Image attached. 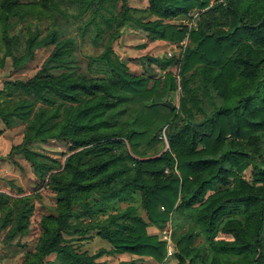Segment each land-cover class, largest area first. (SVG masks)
I'll return each instance as SVG.
<instances>
[{
  "label": "trees",
  "instance_id": "trees-1",
  "mask_svg": "<svg viewBox=\"0 0 264 264\" xmlns=\"http://www.w3.org/2000/svg\"><path fill=\"white\" fill-rule=\"evenodd\" d=\"M210 1L148 0L143 9L127 0H0V67L11 57L19 69L36 48L54 46L33 77L0 89V122L24 125L12 154L23 153L57 197L23 264H106L98 261L105 253L162 263L166 244L148 228L169 225L175 264H264V24L254 27L264 0ZM60 3L79 18L89 14L82 38L90 26L95 40L107 35L103 52L88 56L87 73L75 66V38L61 35L58 14L45 36L30 34L25 52L14 54L12 20L44 9L67 18ZM194 12L200 17L190 30L171 22ZM125 27L150 41L188 36L178 107L170 103L176 60L152 59L166 71L156 80L131 73L113 50ZM51 140L67 145L64 164L27 149ZM9 201L0 194L6 244L27 231L33 210L29 199ZM93 235L111 249L80 251L76 243Z\"/></svg>",
  "mask_w": 264,
  "mask_h": 264
},
{
  "label": "rangeland",
  "instance_id": "rangeland-1",
  "mask_svg": "<svg viewBox=\"0 0 264 264\" xmlns=\"http://www.w3.org/2000/svg\"><path fill=\"white\" fill-rule=\"evenodd\" d=\"M21 1L23 3H36L39 0ZM144 1L145 0L138 1L141 3L137 2V5H142ZM210 2L211 4L215 3L214 0ZM128 4L130 5V3ZM60 6L62 10L66 12L67 18L61 17L55 10L44 9L41 14L36 11L37 13L25 14L22 20H12L14 27L11 34L17 36L19 39L16 48H14V54L20 56L25 52V42L30 37V34L45 36L54 23L51 14H58L61 35L75 38V47L72 55L76 62L75 66L80 72L87 73L88 56H97L103 52L107 41V35L95 40V30L93 26H90L86 35L82 38L79 28L84 26V21L88 18L89 14L87 13L85 16L79 18L77 17V10L75 8L68 6L67 3H60ZM194 13L197 14L195 18L196 25L200 16L197 12ZM171 22L177 23L175 21ZM170 43L173 42L161 40L150 41L146 38L143 31L125 27L121 29L120 36L114 40L113 50L121 62L131 63V71L133 73L143 74L146 72L153 76V80H156L162 77L163 74L159 72L156 67L151 66L154 65L152 64V59L166 58ZM53 48L54 46L52 45L36 48L33 57L19 69H15L12 58L7 57L4 60V66L0 67V89L3 88L5 81L19 79L28 80L33 77L37 71L40 70L44 61L53 51ZM3 54V48L0 46V59ZM172 70L175 73V65ZM178 97V91L172 93L170 103L177 105ZM23 135L24 125L7 128L0 122V194H4L10 198V205L13 204V200L15 199H29L33 208L32 215L29 219V227L24 234L16 236L11 243L6 244L3 238L5 235L4 232H0V264H23L27 255L33 253L36 249L38 239L41 235L40 222L42 218L46 215L55 214L57 208L56 192L48 184V181H43L34 173L32 163L25 158L23 153L12 154L14 147L23 144ZM261 148L264 151V142H261ZM27 149L41 153L50 159L58 160L61 164H64L66 159L65 153H67L68 150L66 144L57 140H51L47 144L32 143ZM3 216L4 214L0 212V218ZM178 231L179 230L176 229V232ZM150 232L151 228L149 227L148 233ZM153 235H157L158 238H160L159 232ZM107 244H109L107 241L93 235L89 237V239L78 241L76 246L80 251L94 254L100 250L108 251L103 247ZM107 254L109 253L103 254L98 261L102 262L101 258ZM137 261L149 264L148 261L146 262L142 258L137 257V260L133 262ZM162 263L175 264V261L170 257ZM162 263L153 261V264Z\"/></svg>",
  "mask_w": 264,
  "mask_h": 264
},
{
  "label": "built area",
  "instance_id": "built-area-1",
  "mask_svg": "<svg viewBox=\"0 0 264 264\" xmlns=\"http://www.w3.org/2000/svg\"><path fill=\"white\" fill-rule=\"evenodd\" d=\"M221 1V0H219ZM197 17V14H188L185 17H182L181 19H176L173 20L177 22V24H182L183 26L187 27L188 30L193 28L195 26V18ZM188 45V36L181 42L179 43H170L169 44V51L167 52V57L168 58H174L176 60V65H175V75L177 78L178 82V94L180 93V84H179V71H180V62L184 56L186 47ZM163 75L166 73V71L161 72ZM179 99V97H178ZM178 107V103L176 105ZM165 127L162 132L161 138L165 141L166 147L168 148V141L165 135ZM173 233V228L171 225H169L168 228L159 231V237L160 240L163 241L166 244V260L170 257H172L176 253V248H175V243L172 237Z\"/></svg>",
  "mask_w": 264,
  "mask_h": 264
},
{
  "label": "crops",
  "instance_id": "crops-1",
  "mask_svg": "<svg viewBox=\"0 0 264 264\" xmlns=\"http://www.w3.org/2000/svg\"><path fill=\"white\" fill-rule=\"evenodd\" d=\"M138 1H140V0H127V2L130 3V5H132L131 7L143 8V9H145V8L148 7V0H145L142 5H140V4L137 5V2ZM214 1H216V0H214ZM138 3H141V2H138ZM125 63H127V66L129 68V71L131 73H133L131 71V66H132L131 63H129V62H125ZM152 64H154V63H152ZM151 66L156 67L155 64L154 65H151ZM157 69H158L159 72H162L159 68H157ZM133 74H135V73H133ZM150 228H151L150 234H157L159 231H161V230H159L156 227H150ZM149 231H150V229H149ZM103 247L105 249H107V250L110 249V245L109 244L104 245ZM137 257L138 256L131 255V254H128V253H121V254H118V253H115V254L109 253L107 255H104V257L101 258V260H102V262H105L106 264H131L130 262L136 261L137 260ZM138 258H140V257H138ZM142 259H144L146 262L148 261L149 264H153V261H152L151 258H145L144 257ZM150 259H151V261H150ZM136 263L137 264H146L145 262H139V261H137Z\"/></svg>",
  "mask_w": 264,
  "mask_h": 264
},
{
  "label": "water",
  "instance_id": "water-1",
  "mask_svg": "<svg viewBox=\"0 0 264 264\" xmlns=\"http://www.w3.org/2000/svg\"><path fill=\"white\" fill-rule=\"evenodd\" d=\"M264 24V17L262 18V20L257 24V25H255L254 27L255 28H257V27H259V26H261V25H263ZM164 104L166 105V106H168V107H170L172 110H174L175 109V107L172 105V104H170L169 102H167V100L164 102ZM189 123H191V122H189ZM201 123L202 122H199V123H192L194 126H196V125H201Z\"/></svg>",
  "mask_w": 264,
  "mask_h": 264
}]
</instances>
